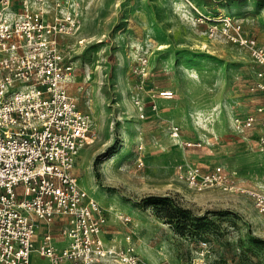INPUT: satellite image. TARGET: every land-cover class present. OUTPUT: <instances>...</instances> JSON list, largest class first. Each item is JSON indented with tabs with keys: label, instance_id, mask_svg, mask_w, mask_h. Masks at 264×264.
<instances>
[{
	"label": "rangeland",
	"instance_id": "obj_1",
	"mask_svg": "<svg viewBox=\"0 0 264 264\" xmlns=\"http://www.w3.org/2000/svg\"><path fill=\"white\" fill-rule=\"evenodd\" d=\"M76 1L80 23L61 43L74 62L70 92L93 136L75 171L107 210L109 236L131 233L148 264H264V215L252 198L213 188L221 194L199 200L210 189L176 176L181 163L222 165L264 186L257 130L238 125L264 103V62L251 50L264 49V0ZM163 89L173 95L162 98ZM173 124L201 146L173 139ZM149 195L176 198L205 225L180 234ZM119 212L132 222L122 224ZM146 238L152 258L140 251ZM31 264L50 263L35 251Z\"/></svg>",
	"mask_w": 264,
	"mask_h": 264
},
{
	"label": "built area",
	"instance_id": "obj_2",
	"mask_svg": "<svg viewBox=\"0 0 264 264\" xmlns=\"http://www.w3.org/2000/svg\"><path fill=\"white\" fill-rule=\"evenodd\" d=\"M80 20L75 0H0V264H31L35 251L50 264H148L131 233L109 236L107 210L75 171L93 133L70 92L74 62L61 39ZM251 50L264 62L263 48ZM259 86L264 91V80ZM238 125L255 128L264 151V103ZM170 136L186 148L201 146L182 139L178 124ZM176 176L197 191L245 194L264 215V186L235 170L181 163ZM117 217L132 222L126 212Z\"/></svg>",
	"mask_w": 264,
	"mask_h": 264
},
{
	"label": "trees",
	"instance_id": "obj_3",
	"mask_svg": "<svg viewBox=\"0 0 264 264\" xmlns=\"http://www.w3.org/2000/svg\"><path fill=\"white\" fill-rule=\"evenodd\" d=\"M99 156L100 154L97 156V159ZM102 159H104V157ZM148 197L151 200L150 203H155L159 215L166 218L169 223L174 224L176 231L180 234H185L186 232L191 233V227L195 225L201 228L205 225V223L198 224L196 222L198 219H193L190 216L189 209L182 207L181 204L176 201V198L172 196L149 195Z\"/></svg>",
	"mask_w": 264,
	"mask_h": 264
},
{
	"label": "crops",
	"instance_id": "obj_4",
	"mask_svg": "<svg viewBox=\"0 0 264 264\" xmlns=\"http://www.w3.org/2000/svg\"><path fill=\"white\" fill-rule=\"evenodd\" d=\"M259 185V184H258ZM219 194H221L218 190H216V189H210V190H207V191H204L203 193H199V194H197V195H194V197L196 198V199H199V200H203V201H205L206 199H208V198H212V197H216V196H218ZM129 210V212L133 215V216H135L136 217V220L138 221V222H143V220H144V216L142 215V213L136 208V207H133V209L132 208H128ZM128 211H126V212H128ZM128 212V213H129ZM148 238H146V239H142L141 240V243H140V251L142 250L144 253H149V255H150V258H152V257H154V252L151 250V249H149L148 251H147V247L146 246H148L147 245V243H148Z\"/></svg>",
	"mask_w": 264,
	"mask_h": 264
},
{
	"label": "bare ground",
	"instance_id": "obj_5",
	"mask_svg": "<svg viewBox=\"0 0 264 264\" xmlns=\"http://www.w3.org/2000/svg\"><path fill=\"white\" fill-rule=\"evenodd\" d=\"M90 140V139H89Z\"/></svg>",
	"mask_w": 264,
	"mask_h": 264
}]
</instances>
